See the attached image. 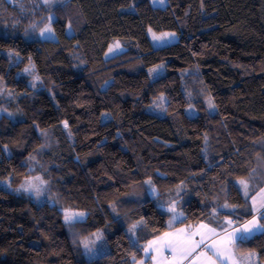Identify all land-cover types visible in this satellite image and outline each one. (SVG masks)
<instances>
[{"label": "trees", "instance_id": "obj_1", "mask_svg": "<svg viewBox=\"0 0 264 264\" xmlns=\"http://www.w3.org/2000/svg\"><path fill=\"white\" fill-rule=\"evenodd\" d=\"M41 2L0 0V41L9 44L0 46V110L11 115L0 118V182L16 188L39 176L55 205L0 186V264H138L148 242L176 227L251 220L237 183L252 179L251 196L264 189V0H167L165 9L153 0ZM117 15L126 51L107 60ZM51 16L56 41L42 40ZM149 29L178 42L155 50ZM8 52L30 61L37 89L14 76ZM159 66L165 74L153 79ZM84 85L89 106L78 103ZM162 96L161 119L148 109ZM198 142L199 166L173 157ZM193 181L199 189H184ZM171 200L183 213L172 226ZM66 210L86 218L67 223ZM96 233L108 251L87 261L83 244ZM236 252L264 264V233Z\"/></svg>", "mask_w": 264, "mask_h": 264}, {"label": "rangeland", "instance_id": "obj_2", "mask_svg": "<svg viewBox=\"0 0 264 264\" xmlns=\"http://www.w3.org/2000/svg\"><path fill=\"white\" fill-rule=\"evenodd\" d=\"M8 1H11V0H8ZM61 2H62V0H60V2H57L55 4L48 5V4L44 3V0H42L41 3L48 8H52L53 6L60 4ZM152 5L157 7V8L165 9L167 6V0H164L163 4H160L159 2H156V3L152 2ZM54 21H55L54 16H51L50 24H51L52 29H53V22ZM109 29H110L112 37H113V43L111 44L110 47H113L114 44L118 41L120 44V48L116 51H113V52H109V50H108L106 53V59L107 60H110V59L124 53L126 51V49L124 48V41L128 40V34H127L126 28L124 26L123 19H122L121 15H117L113 18V20L109 24ZM32 31H35V30H32ZM153 32L156 33V35H158V36L162 35L164 33H157L155 31H153L152 29H151V31L148 30V32H147L148 37L151 41L153 49H155V50H160V49L169 47V46L174 45L178 42V35L176 33H175L174 37H170V38L165 39L163 41H156V40H153V36H152ZM68 33L70 34L71 31L68 30ZM40 39L56 41V36H55L54 30H53V33L51 35L46 33L44 37L40 36ZM0 46L1 47H9V44H7L3 41H0ZM7 56H9L11 59L14 60V61H12L13 62V66H12L13 72L12 73H14V76L16 78H19L22 76H28L30 78L29 81H30L31 87L34 89H37L38 84H40V80H39L38 76L36 75L33 66L30 64V61L24 62V60H22L19 56L15 55L14 53H10V52H8ZM157 68H161V70L159 69V70H156L154 73L152 72L151 75H152V78L154 77L153 79L160 78V77L164 76V74H165L164 66H159ZM26 69H27V71H25ZM33 75H34V77H33ZM5 83H7V81L0 79V95H3V93L7 92L8 86ZM107 87H105V89ZM10 89H15L13 84H10L9 90ZM9 92H11V90ZM10 96H11V94L7 95L5 98L10 99L11 98ZM93 100H94V96L90 92V90L85 85L82 86L81 92L78 95V103L80 105H83V106H89L92 104ZM167 104H168V100L166 99V97L162 96L158 100H156L154 102V104L148 109V113L153 115V116H156L158 118H161V119L165 118V115H166L165 111H166ZM206 106H207V108L211 114L216 113V106H215L212 98H210V97L207 98ZM186 113H187V116L190 118H196L198 116V113L193 106H190L189 108H187ZM4 116L11 117L9 112H7L5 110H0V118H2ZM107 120H108V116H105L104 122H107ZM201 147H202L201 142L192 144V145L188 146L187 148H184V149H181V150H178L177 152H175L173 154V157H176V158L185 157L189 160L190 164L199 166L198 153H199V150ZM245 181H247V183H248V195H247V197L245 196V191H244L243 185H241L240 182H238L237 185H238V187H239V189H240V191L244 197V200L247 202V201H250L249 197H250V195L253 194V191L255 189L254 188L255 184L252 181V179H249V180L245 179ZM26 182H31L32 184L39 186L41 191H42V195L37 197L34 193L25 192L22 188V185L26 186ZM22 185L14 188L10 185L9 181L0 182V186H4L5 188H7L8 190H10L11 192H13L17 195H24V196L28 197L37 205H43L47 202L55 205V203L51 199V197H52L51 187L41 177H39V176L29 177L27 180H25L23 182ZM198 186H199V184L197 182L193 181L191 184L187 183L184 186V189H188L190 192L191 191L195 192V187H196V189H199V188H197ZM171 202H173L172 205H175L174 200H171ZM175 207H176V205H175ZM250 211L252 214H254V216H259V215H261V213H264V209L261 210L260 213H257L256 209L253 206L251 207ZM63 213L65 216L66 213H82V212L66 210ZM179 213L180 212H178V209H176L175 213L174 212L172 213V220L170 221L171 226L173 225V223L178 222L181 218H183V215L180 216ZM255 213H257V214H255ZM107 217L110 218L109 216H107ZM85 218H86V214L83 213V216H76V218L71 222V224L81 222ZM142 223H144V222H141V225H143ZM129 232H130V236H132L131 230ZM96 234H101L103 239L97 240ZM96 234L92 235L87 240V243L89 244V246L95 249V253L91 254L90 256L85 254V258L87 261H92V260L102 256L103 254H105L108 251V247H107L104 235L102 233H96Z\"/></svg>", "mask_w": 264, "mask_h": 264}, {"label": "snow or ice", "instance_id": "obj_3", "mask_svg": "<svg viewBox=\"0 0 264 264\" xmlns=\"http://www.w3.org/2000/svg\"><path fill=\"white\" fill-rule=\"evenodd\" d=\"M57 2H60V0H44V3L48 5ZM153 2L163 4L164 0H153ZM49 21H51V17L49 18ZM32 27L35 28L36 26L32 25ZM149 31H151V29H149ZM46 33L49 35L53 33L50 22L39 32L41 37H44ZM152 36L153 40L163 41L170 37H174L175 33H164L158 36L153 32ZM119 48L120 44L117 41L113 47L109 48V52L116 51ZM25 71H27V69ZM150 71L155 72L156 69ZM65 127H67V124H65ZM146 183L151 185L152 182L149 180L146 181ZM240 184L243 185L245 196L247 197V181L241 180ZM22 188L25 192L34 193L37 197L42 195L40 187L31 182H26V186L22 185ZM153 191L155 190L153 189ZM260 195L261 199L259 203L255 198L249 197L252 199V205L258 213H260L261 209H264V190L261 191ZM222 207L229 208L230 206L224 204ZM168 211L175 213V205H172ZM179 215L182 216L183 213H180ZM76 216H83V213H66L65 221L71 223ZM261 219H264V213H261L259 216H254L251 220L247 221L241 229H235V231L229 232L228 229L225 228L224 232L226 234L223 236L217 233L215 228H209L204 224L200 225V229L206 230L207 235L199 229L195 232L186 229H178L175 233L166 232L157 240H153L145 246V256L148 259L155 261V264H184V262L189 260V257H193V253H197V249H201V245H203L204 247L189 261V264H252V257L255 255L254 253H248L247 257L239 262L234 254L237 251L238 242L242 244L245 241L250 240L258 232L264 233V223L260 222ZM226 223L231 225L232 221L227 220ZM135 228L136 225H133L132 230ZM237 233H239V235H237ZM196 235L200 236L199 240L194 239ZM213 237L219 238L213 239ZM96 238L97 240L103 239L101 234H96ZM209 240H211V243H208ZM83 247L86 255L90 256L95 253V249L90 247L87 242H84ZM149 252L153 254L149 256ZM165 252L169 255H165ZM133 259L135 260V256H133ZM140 264H143V261H141Z\"/></svg>", "mask_w": 264, "mask_h": 264}, {"label": "crops", "instance_id": "obj_4", "mask_svg": "<svg viewBox=\"0 0 264 264\" xmlns=\"http://www.w3.org/2000/svg\"><path fill=\"white\" fill-rule=\"evenodd\" d=\"M264 190V189H263ZM262 191V190H261ZM261 191L258 193V195L255 197V196H251L250 195V197L251 198H255L256 200H257V202L259 203V201H260V199H261V195H260V193H261ZM250 204L252 205V199H250ZM253 206V205H252ZM177 209V208H176ZM261 210H263V209H261ZM179 212V211H178ZM173 212H171V214H172ZM258 213V212H257ZM257 213H255V214H257ZM180 214V213H179ZM182 220V218L179 220V221H181ZM227 220H231L232 221V224L231 225H228L227 223H226V221ZM178 221V222H179ZM226 221L224 222V226H222V227H225V228H227L228 229V231L229 232H233V231H235V229H241V228H243V226L245 225V223L247 222H244V223H239V222H237V221H234V220H232V219H226ZM249 221V220H248ZM178 222H175V223H173V224H177ZM200 225L201 224H199V225H196V226H181V227H176V229H174V230H172V231H169V232H171V233H175L178 229H186V230H189V231H192V232H195L196 230H200V231H202V232H205V234L207 235V233H206V230H204V229H200ZM204 225H206V224H204ZM209 228H214V227H211V226H209V225H207ZM224 228V229H225ZM216 229V232L217 233H219L221 236H223V235H225L226 233L224 232V229H217V228H215ZM261 233H257L255 236H258V235H260ZM237 235H239V233H237ZM254 236V237H255ZM161 237V236H160ZM159 238V237H158ZM158 238H156V239H153V240H157ZM217 238H219V237H213V239H217ZM253 238V237H252ZM194 239L195 240H199L200 239V236L199 235H196L195 237H194ZM153 240H151V241H153ZM150 241V242H151ZM150 242H148L147 244H149ZM208 243H211V240H209L208 241ZM239 243V242H238ZM238 243H237V245H238ZM146 244V245H147ZM145 245V246H146ZM204 246L203 245H201V249L203 248ZM201 249H197V253L201 250ZM145 253V252H144ZM197 253H193V257L197 254ZM153 253H151V252H149V256H151ZM210 254V253H209ZM165 255H169L167 252H165ZM235 258L237 259V261L239 262V261H241V260H243V258H241L238 254H237V252H235ZM193 257H189V260H186L185 262H184V264H189V261L193 258ZM143 261V264H155V261H152V260H150V259H148L146 256H145V258L142 260ZM141 262V261H140ZM140 262L138 263V264H140Z\"/></svg>", "mask_w": 264, "mask_h": 264}]
</instances>
